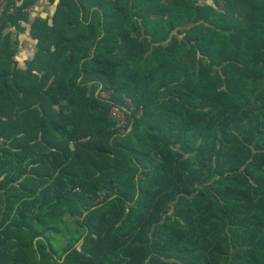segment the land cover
I'll return each instance as SVG.
<instances>
[{"label": "trees", "instance_id": "trees-1", "mask_svg": "<svg viewBox=\"0 0 264 264\" xmlns=\"http://www.w3.org/2000/svg\"><path fill=\"white\" fill-rule=\"evenodd\" d=\"M19 2L0 18V264H264V0Z\"/></svg>", "mask_w": 264, "mask_h": 264}, {"label": "crops", "instance_id": "crops-1", "mask_svg": "<svg viewBox=\"0 0 264 264\" xmlns=\"http://www.w3.org/2000/svg\"><path fill=\"white\" fill-rule=\"evenodd\" d=\"M47 5L50 8V12H48L46 14H52L53 13V5L49 2V0H37V2L35 4H33L29 7V13L31 15V18L36 16V15L41 16L42 14H44L45 12L43 10H45V8H47ZM19 39H20L21 44H22V42L28 43L29 44L28 46L31 47L30 50H32L33 49L32 47L35 46V42L32 39V37L29 33V30H24L23 32H21ZM22 47L24 48V45H21V48ZM22 51L23 50H19L18 55H17V58L19 59L20 64H24L25 60L31 56V53L30 54H27L26 52L22 53Z\"/></svg>", "mask_w": 264, "mask_h": 264}, {"label": "built area", "instance_id": "built-area-1", "mask_svg": "<svg viewBox=\"0 0 264 264\" xmlns=\"http://www.w3.org/2000/svg\"><path fill=\"white\" fill-rule=\"evenodd\" d=\"M7 0H0V18L3 14V12L6 9ZM27 11L29 12V8H27ZM103 96H108L107 92H102ZM126 102L129 105L130 108H135L133 105L131 99L129 97H126ZM141 112V110H140ZM110 116L115 120V126L121 131H124L128 126V115H127V108L122 107L119 105H112L110 109ZM4 141V138H0V144Z\"/></svg>", "mask_w": 264, "mask_h": 264}, {"label": "rangeland", "instance_id": "rangeland-1", "mask_svg": "<svg viewBox=\"0 0 264 264\" xmlns=\"http://www.w3.org/2000/svg\"><path fill=\"white\" fill-rule=\"evenodd\" d=\"M43 11H44L45 13L42 14V16H45V15H47L46 13L50 12V8L48 7V5H47V8H45V10H43ZM21 45H24V48H23V47L20 48V50H23L22 53H23V52H26L27 54L32 53V52H31L32 50H30L31 47L28 46V45H29L28 43H26V42L23 43V42H22V44H21V42H20V47H21ZM33 47H34V46H33ZM33 47H32V48H33ZM27 54H26V55H27Z\"/></svg>", "mask_w": 264, "mask_h": 264}, {"label": "water", "instance_id": "water-1", "mask_svg": "<svg viewBox=\"0 0 264 264\" xmlns=\"http://www.w3.org/2000/svg\"><path fill=\"white\" fill-rule=\"evenodd\" d=\"M22 2V0H20V2L19 3H21Z\"/></svg>", "mask_w": 264, "mask_h": 264}]
</instances>
